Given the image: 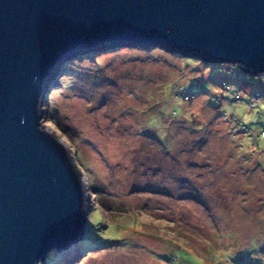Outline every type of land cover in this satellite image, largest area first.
<instances>
[{
	"label": "rangeland",
	"instance_id": "1",
	"mask_svg": "<svg viewBox=\"0 0 264 264\" xmlns=\"http://www.w3.org/2000/svg\"><path fill=\"white\" fill-rule=\"evenodd\" d=\"M48 93L89 192L85 238L41 264H264V75L125 45Z\"/></svg>",
	"mask_w": 264,
	"mask_h": 264
},
{
	"label": "water",
	"instance_id": "2",
	"mask_svg": "<svg viewBox=\"0 0 264 264\" xmlns=\"http://www.w3.org/2000/svg\"><path fill=\"white\" fill-rule=\"evenodd\" d=\"M125 45L260 77L264 0H0V264L85 238L89 190L42 107L75 56Z\"/></svg>",
	"mask_w": 264,
	"mask_h": 264
},
{
	"label": "trees",
	"instance_id": "3",
	"mask_svg": "<svg viewBox=\"0 0 264 264\" xmlns=\"http://www.w3.org/2000/svg\"><path fill=\"white\" fill-rule=\"evenodd\" d=\"M174 55H176V54H174ZM177 55L179 56V54H177ZM181 57H185V56H182V55H181ZM185 58L192 59V60H193V59H194V60L197 59V58H195V57H192V58H191V57H185ZM198 60H199V59H198ZM199 61H201V62H203V63H206V62H204V61H202V60H199ZM240 70H241L242 73L246 74L247 76L254 77L251 73H247V72L243 71L241 68H240Z\"/></svg>",
	"mask_w": 264,
	"mask_h": 264
},
{
	"label": "bare ground",
	"instance_id": "4",
	"mask_svg": "<svg viewBox=\"0 0 264 264\" xmlns=\"http://www.w3.org/2000/svg\"><path fill=\"white\" fill-rule=\"evenodd\" d=\"M62 141V140H61ZM63 142V141H62ZM64 143V142H63Z\"/></svg>",
	"mask_w": 264,
	"mask_h": 264
}]
</instances>
